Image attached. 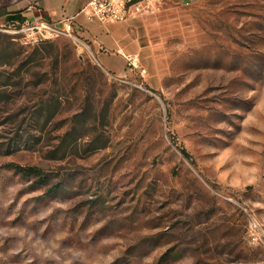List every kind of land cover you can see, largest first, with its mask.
I'll return each mask as SVG.
<instances>
[{
  "label": "rangeland",
  "instance_id": "obj_1",
  "mask_svg": "<svg viewBox=\"0 0 264 264\" xmlns=\"http://www.w3.org/2000/svg\"><path fill=\"white\" fill-rule=\"evenodd\" d=\"M133 33L147 74L114 78L0 31V264H264V0L167 2Z\"/></svg>",
  "mask_w": 264,
  "mask_h": 264
},
{
  "label": "crops",
  "instance_id": "obj_2",
  "mask_svg": "<svg viewBox=\"0 0 264 264\" xmlns=\"http://www.w3.org/2000/svg\"><path fill=\"white\" fill-rule=\"evenodd\" d=\"M189 1L193 0H165V3ZM31 3L33 5L27 7ZM87 3L88 0H0V25L10 22L9 18L13 16L16 18L12 21L34 20L37 17L59 21L66 16H77V35L88 45L99 66L118 78L129 74L132 70L128 68L124 55L141 56L142 49L133 33V21L124 24L89 22L82 13Z\"/></svg>",
  "mask_w": 264,
  "mask_h": 264
},
{
  "label": "built area",
  "instance_id": "obj_3",
  "mask_svg": "<svg viewBox=\"0 0 264 264\" xmlns=\"http://www.w3.org/2000/svg\"><path fill=\"white\" fill-rule=\"evenodd\" d=\"M164 3L165 0H88L82 13L85 14L89 22L124 24L159 13ZM76 17L66 16L59 21H52L43 17H37L34 20L10 21L0 26V31L19 39L27 46H36L60 38L70 39L83 46L86 44L77 35ZM124 57L130 70L139 71L143 76L147 74V69L144 68L140 55L127 54ZM252 228L260 231L256 223L252 224Z\"/></svg>",
  "mask_w": 264,
  "mask_h": 264
},
{
  "label": "trees",
  "instance_id": "obj_4",
  "mask_svg": "<svg viewBox=\"0 0 264 264\" xmlns=\"http://www.w3.org/2000/svg\"><path fill=\"white\" fill-rule=\"evenodd\" d=\"M18 15V14H17ZM14 18H16V16H13L9 18L10 21L14 20ZM23 20V19H21ZM182 154L184 155L185 158L192 160L191 155L185 150L182 149L181 150ZM17 170L21 173H23L25 176H29V177H36L38 179H40V182L42 183H46V179L47 177L44 176V173L42 170L38 169V168H34V167H17Z\"/></svg>",
  "mask_w": 264,
  "mask_h": 264
}]
</instances>
